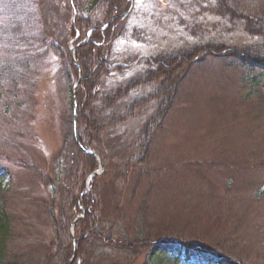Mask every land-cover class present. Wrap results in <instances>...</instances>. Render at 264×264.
Segmentation results:
<instances>
[{
    "label": "rangeland",
    "instance_id": "obj_1",
    "mask_svg": "<svg viewBox=\"0 0 264 264\" xmlns=\"http://www.w3.org/2000/svg\"><path fill=\"white\" fill-rule=\"evenodd\" d=\"M124 2L120 33L100 49L114 69L101 80L104 90H116L140 78L132 93L140 100L128 116V109L115 110L123 119L114 125L98 123V153L74 136L84 81L76 53L93 25L112 22L106 0L0 2V202L12 228L7 261L60 264L59 238L67 230L74 235L66 236L73 247L67 264H208L214 256L227 264H264L262 89L252 92L246 69L232 63L238 52L264 57V0ZM207 46L217 54L191 56L170 82L174 96L164 118L154 123L160 101L166 105L155 94L168 80L156 73L155 60ZM66 50H74L77 62L73 94ZM89 51L93 74L99 56ZM147 136L151 149L139 161ZM87 150L103 157L93 233L76 224L81 215L74 208L58 209L78 198L81 184L85 193L94 183L75 162ZM81 234L88 237L83 248ZM159 235L167 241L157 244ZM136 236L133 246L117 239Z\"/></svg>",
    "mask_w": 264,
    "mask_h": 264
},
{
    "label": "trees",
    "instance_id": "obj_2",
    "mask_svg": "<svg viewBox=\"0 0 264 264\" xmlns=\"http://www.w3.org/2000/svg\"><path fill=\"white\" fill-rule=\"evenodd\" d=\"M124 1L126 0H106L107 3L106 5L107 8L109 9V18H112V22L110 23L109 26H107L104 29H101L103 25L102 26L93 25L92 27H95V29L92 31L90 35V40L87 43L81 44L77 48L76 58L79 61L80 65L82 66L83 79H84V81L82 80L83 82L81 86L83 90H79L78 99H77V105L79 106V116H80L78 121V126H80V128H78V136L83 146L92 148L93 150H95L93 144L96 143V141L100 137L97 132L98 127L100 126L98 123L104 122L105 120L108 119L111 120L110 121L111 124L114 125L115 122L121 121L123 119L120 115L116 117L114 115L115 112L128 109V112L126 114V116H128L132 111L131 109L132 106L133 105L135 106V104L139 103L140 100V99L137 100V98L132 95L134 91L133 88H135L138 85V81L140 80V78L138 79L132 78L131 80H129V82H127L126 85L120 86L116 90L114 89L109 90V88L108 90H104V86L101 80L103 76L107 74V71H109V69L110 72L114 70L109 67L110 63L105 58L108 57V53L104 52L102 53L101 56L99 55H100V49L103 48V45L108 43L111 45L112 42L115 40V36L120 33L119 29L122 27V22H123L122 19L124 18L125 15L124 11L127 10V7L125 9H122L125 3ZM0 2L2 3V0H0ZM97 2L98 0H90V6L91 5L95 6ZM128 3H130V1ZM85 10L88 9L85 8ZM112 12L114 13L113 15H111ZM77 21L80 23V22H85L86 20L85 19L82 20L81 18H78ZM12 30H13V34H11L10 36H15L16 31L14 29ZM12 30H10V33H12ZM72 34L73 35L75 34L74 28L72 30ZM91 48H94L97 51L96 52L98 54L97 56H99L98 67H97L98 70L96 72L94 71L93 74L88 64L89 54H90L89 50ZM214 48H215L214 46H207L204 50H198L193 53L192 52L187 53V55L190 56L188 57L186 55L187 58L185 56L186 53H184L178 56L164 58L159 61L155 60L154 63L158 64L156 73H158L159 75H165V78H167L168 80H166V82L165 81L162 82L161 89H159V91L155 94L156 98L163 97L164 99L163 98L162 99L165 100L166 105L164 106L163 101H160L162 107L160 108V110H158V118L153 120L154 123H159L160 120L164 118L163 114L167 111L170 100L173 99L174 93L170 82L172 81L175 83L176 79L174 77L177 76V73L186 68V66L193 60V57H191L193 55H196L195 57L203 55L204 53L205 55H216L217 54L216 49ZM232 52H235V50H233ZM236 54L238 55L237 60H234V62L232 63H235L241 66L242 68L246 69L247 72H245V77L248 84L250 85V89H252V92L255 91L259 92L260 90L258 88L262 89L261 95H262V105L264 111V59H263L264 57L263 58L257 57L259 56V54L257 53H255L252 57H251V53L242 54L241 52H238ZM65 56H66L65 59L67 60L65 65L67 66L68 64L70 67L69 69L66 70V80L69 82L68 83L69 93L73 94L74 89L71 85L73 84L75 78L77 79L78 69L72 62L69 50L65 51ZM130 62H132V60H130L127 63ZM115 69L122 70L123 67L116 66ZM170 69H172L171 72V74L173 75L172 77H169L167 75L168 73L167 71ZM69 105H70V109L72 107L73 110L72 97ZM146 134L149 135V132H146ZM147 138L148 136L145 137L144 139L145 141L143 140V143H141L142 148H140V152H138V154H143L144 156L142 155V157H139V161L146 160V156L149 153L148 151L151 149ZM95 152L98 153V151L96 150ZM100 158L103 161V157L100 156ZM75 162H77L80 172H82L86 176L96 172L99 168L98 159L92 154H88V153L85 154L79 152V154H76L75 156ZM100 176L101 175H93L91 177L94 183L92 182L89 191L83 193L82 189L84 184H81V191L79 193V196H77L78 198L75 197L69 199L65 203V206H63L62 203L58 206V209L61 208L62 214L66 212L67 208H69L70 211H72V208H74L75 210L74 213H79L80 215L83 216L81 219L76 221V224H79L82 221L80 226L82 227L83 232H85V230H87V228L89 227L91 229V232L93 233L92 231L93 228H91V225L94 226V224L98 220L96 215V211L98 209L97 181ZM0 188H2L1 183H0ZM3 206L4 205L0 202V264H13L12 261L10 260L7 261V258L5 256L6 255L5 252L7 249L6 246H7V242L9 241L12 228H11L10 219L6 214ZM62 229L65 228L62 226ZM65 234L66 235L62 234L59 238V242H61V246L64 247V255L62 257V261L60 262V264H67L69 257L73 253V247L71 248V243L66 242V236L68 241L71 235L67 233V230H65ZM84 234H81L79 238L80 248H83V246L85 245V241L88 238L84 236ZM160 236L161 235H159L158 239L156 240L158 241L157 244L159 243L161 244L167 241L164 240L167 239L166 237L159 239ZM166 236L169 235L166 234ZM117 239L122 242L124 241V243H129L127 245L131 246L132 243L133 242L135 243V241L137 240V236L136 238H134L135 240H129L128 238H124V240L122 238H117ZM177 241L176 242L178 244L186 242L185 239H179ZM145 246H149L147 247L148 250L149 248L150 249L152 248L150 247V244L148 245L146 244ZM181 247H182L181 250H184V252L187 251V248H185V246H181ZM201 247L205 248V253L211 250L209 245L208 246L201 245ZM208 264H227V263L221 260V258L214 256L211 258Z\"/></svg>",
    "mask_w": 264,
    "mask_h": 264
},
{
    "label": "water",
    "instance_id": "obj_3",
    "mask_svg": "<svg viewBox=\"0 0 264 264\" xmlns=\"http://www.w3.org/2000/svg\"><path fill=\"white\" fill-rule=\"evenodd\" d=\"M89 34L87 33V36H88ZM73 51L74 50H72V52H71V56H72V60H73V62L76 64V66H77V62H76V60H75V58H74V53H73ZM81 74V73H80ZM79 83V82H78ZM78 83H77V86H78ZM75 93H76V90L74 91V96H73V100L75 99ZM75 115H76V113H74V117H75ZM74 136H75V140L77 141V143L80 145V146H82L81 144H80V142H79V139H78V133H77V129H76V122L74 121ZM87 153H90V154H93V155H96L94 152H92V151H86ZM98 159H99V157H98ZM99 163H100V168H101V171L103 170V165H102V161L99 159ZM99 172H96V173H94V174H98ZM71 235L72 236H74L72 233H71ZM75 247V246H74ZM75 251H76V248H74V256H75Z\"/></svg>",
    "mask_w": 264,
    "mask_h": 264
},
{
    "label": "snow or ice",
    "instance_id": "obj_4",
    "mask_svg": "<svg viewBox=\"0 0 264 264\" xmlns=\"http://www.w3.org/2000/svg\"><path fill=\"white\" fill-rule=\"evenodd\" d=\"M141 4V0H137V7H139Z\"/></svg>",
    "mask_w": 264,
    "mask_h": 264
}]
</instances>
